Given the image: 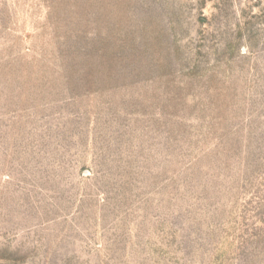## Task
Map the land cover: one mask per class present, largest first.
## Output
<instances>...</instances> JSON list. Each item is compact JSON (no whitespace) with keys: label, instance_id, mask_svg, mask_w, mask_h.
<instances>
[{"label":"rangeland","instance_id":"374dc122","mask_svg":"<svg viewBox=\"0 0 264 264\" xmlns=\"http://www.w3.org/2000/svg\"><path fill=\"white\" fill-rule=\"evenodd\" d=\"M0 264H264V0H0Z\"/></svg>","mask_w":264,"mask_h":264}]
</instances>
